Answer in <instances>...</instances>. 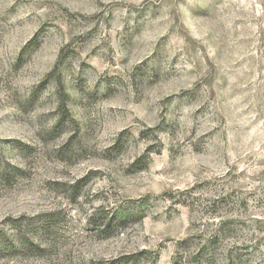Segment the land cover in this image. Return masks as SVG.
<instances>
[{"label": "rangeland", "instance_id": "rangeland-1", "mask_svg": "<svg viewBox=\"0 0 264 264\" xmlns=\"http://www.w3.org/2000/svg\"><path fill=\"white\" fill-rule=\"evenodd\" d=\"M0 264H264V0H0Z\"/></svg>", "mask_w": 264, "mask_h": 264}, {"label": "trees", "instance_id": "trees-1", "mask_svg": "<svg viewBox=\"0 0 264 264\" xmlns=\"http://www.w3.org/2000/svg\"><path fill=\"white\" fill-rule=\"evenodd\" d=\"M46 227H47V222H45L44 225L43 224L41 225V228H43V229L46 228Z\"/></svg>", "mask_w": 264, "mask_h": 264}]
</instances>
